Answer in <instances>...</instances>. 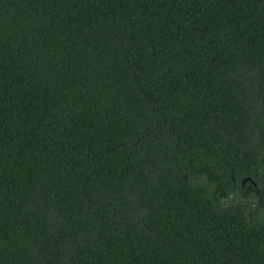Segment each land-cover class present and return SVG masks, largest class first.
Here are the masks:
<instances>
[{
  "label": "trees",
  "instance_id": "obj_1",
  "mask_svg": "<svg viewBox=\"0 0 264 264\" xmlns=\"http://www.w3.org/2000/svg\"><path fill=\"white\" fill-rule=\"evenodd\" d=\"M0 264H264V0H0Z\"/></svg>",
  "mask_w": 264,
  "mask_h": 264
}]
</instances>
